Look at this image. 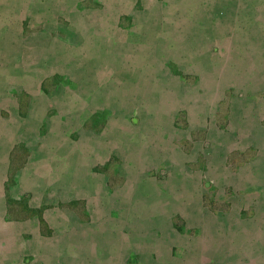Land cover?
I'll return each mask as SVG.
<instances>
[{
	"label": "rangeland",
	"instance_id": "obj_1",
	"mask_svg": "<svg viewBox=\"0 0 264 264\" xmlns=\"http://www.w3.org/2000/svg\"><path fill=\"white\" fill-rule=\"evenodd\" d=\"M0 264H264V0H0Z\"/></svg>",
	"mask_w": 264,
	"mask_h": 264
}]
</instances>
